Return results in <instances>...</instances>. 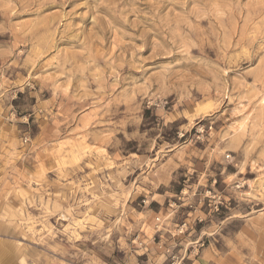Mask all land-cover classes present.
Listing matches in <instances>:
<instances>
[{
	"label": "rangeland",
	"instance_id": "obj_1",
	"mask_svg": "<svg viewBox=\"0 0 264 264\" xmlns=\"http://www.w3.org/2000/svg\"><path fill=\"white\" fill-rule=\"evenodd\" d=\"M0 264H264V0H0Z\"/></svg>",
	"mask_w": 264,
	"mask_h": 264
}]
</instances>
